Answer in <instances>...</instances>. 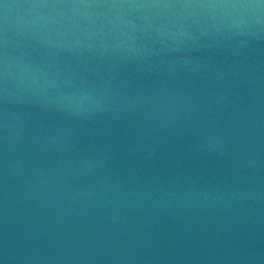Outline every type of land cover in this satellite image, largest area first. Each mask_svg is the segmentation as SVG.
<instances>
[{"label": "water", "instance_id": "1", "mask_svg": "<svg viewBox=\"0 0 264 264\" xmlns=\"http://www.w3.org/2000/svg\"><path fill=\"white\" fill-rule=\"evenodd\" d=\"M4 3L0 264H264V0Z\"/></svg>", "mask_w": 264, "mask_h": 264}, {"label": "clouds", "instance_id": "2", "mask_svg": "<svg viewBox=\"0 0 264 264\" xmlns=\"http://www.w3.org/2000/svg\"><path fill=\"white\" fill-rule=\"evenodd\" d=\"M242 7H255V5H241Z\"/></svg>", "mask_w": 264, "mask_h": 264}, {"label": "snow or ice", "instance_id": "3", "mask_svg": "<svg viewBox=\"0 0 264 264\" xmlns=\"http://www.w3.org/2000/svg\"><path fill=\"white\" fill-rule=\"evenodd\" d=\"M5 3H4V0H0V6H4Z\"/></svg>", "mask_w": 264, "mask_h": 264}]
</instances>
